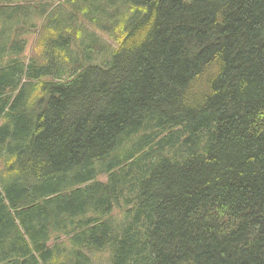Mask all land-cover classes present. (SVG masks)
<instances>
[{"label": "trees", "instance_id": "1", "mask_svg": "<svg viewBox=\"0 0 264 264\" xmlns=\"http://www.w3.org/2000/svg\"><path fill=\"white\" fill-rule=\"evenodd\" d=\"M0 264H264V0H0Z\"/></svg>", "mask_w": 264, "mask_h": 264}, {"label": "rangeland", "instance_id": "2", "mask_svg": "<svg viewBox=\"0 0 264 264\" xmlns=\"http://www.w3.org/2000/svg\"><path fill=\"white\" fill-rule=\"evenodd\" d=\"M34 44V37L33 36H31L30 37V42H29V44H28V46H27V52L25 53V56H28V55H30V52H31V48H32V45Z\"/></svg>", "mask_w": 264, "mask_h": 264}]
</instances>
